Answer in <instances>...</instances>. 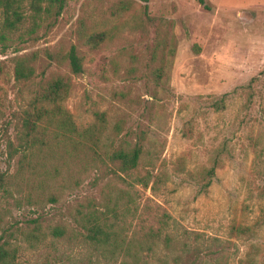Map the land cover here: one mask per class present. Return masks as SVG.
Masks as SVG:
<instances>
[{
	"label": "rangeland",
	"instance_id": "obj_1",
	"mask_svg": "<svg viewBox=\"0 0 264 264\" xmlns=\"http://www.w3.org/2000/svg\"><path fill=\"white\" fill-rule=\"evenodd\" d=\"M120 2L129 8L114 12ZM204 3L67 0L40 39H18L24 21L0 45V244L14 249L12 264H264V0ZM97 31L108 37L92 50L81 44L80 32ZM156 38L174 43L159 85L149 72ZM71 45L83 72L62 106L79 130L93 112L121 121L114 141L145 131L137 172L148 173L146 189L90 156L43 166L31 158L33 176L13 179L3 131L11 140L40 80L68 75L43 52ZM32 52L33 77L15 81L11 59ZM214 158L221 165L199 193L193 178ZM92 222L106 228L105 244L86 238Z\"/></svg>",
	"mask_w": 264,
	"mask_h": 264
},
{
	"label": "trees",
	"instance_id": "obj_2",
	"mask_svg": "<svg viewBox=\"0 0 264 264\" xmlns=\"http://www.w3.org/2000/svg\"><path fill=\"white\" fill-rule=\"evenodd\" d=\"M67 0H0V45L3 49L10 41L9 34L24 26L18 34L21 42L33 43L41 38L54 24L61 14ZM147 2V0H139ZM196 3L207 10L204 0H195ZM26 4L28 15L24 14L23 4ZM129 8V2H120L114 6V12H123ZM80 41L83 46L92 50L108 37L105 31L84 34L80 32ZM165 38H156L155 45L149 51L151 60L157 58V65L152 68L150 76L152 82L159 85L167 59L174 54L173 38L164 43ZM159 54H156V53ZM44 56L58 66L66 63L68 75L51 74L50 77L40 80L36 89L32 92L26 107L15 117L12 127L13 137L10 140L6 135L8 128L3 131L5 145L8 153V161L16 160L13 179L23 177L28 181L33 176V170L38 166L31 158L37 159L40 165L45 160L63 161L77 158L78 156H90L97 163L104 160L112 165L116 177L133 175L135 184L146 189L148 187V173L137 172L138 164L144 149L146 133L143 130L130 129L117 141L121 132L122 122L116 121L108 125L103 112H93V121L85 129H77L70 114L62 106V102L68 97L72 88V77L83 72V57L77 52L75 46H69L61 52H43ZM37 53L14 56L13 78L17 82L29 81L34 75V64L37 61ZM50 62L47 63V66ZM222 100L214 104L219 110ZM26 158H29L26 160ZM212 165L200 169L194 176V182L199 193H205L211 182L214 170L221 165L218 158L212 160ZM42 165V166H43ZM4 182V176L0 173V184ZM264 195V187L257 194ZM86 238L96 244H105L109 240L106 228L92 222L85 228ZM153 233V232H152ZM53 235H60L58 230H53ZM157 237L153 233L152 238ZM14 249L8 247L6 241L0 244V264H12ZM119 264H137L122 260Z\"/></svg>",
	"mask_w": 264,
	"mask_h": 264
}]
</instances>
